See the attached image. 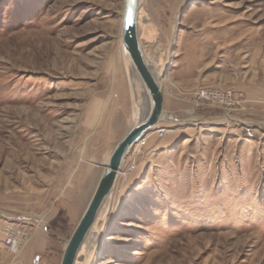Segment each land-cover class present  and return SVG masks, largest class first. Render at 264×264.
Returning a JSON list of instances; mask_svg holds the SVG:
<instances>
[{"label": "rangeland", "instance_id": "1", "mask_svg": "<svg viewBox=\"0 0 264 264\" xmlns=\"http://www.w3.org/2000/svg\"><path fill=\"white\" fill-rule=\"evenodd\" d=\"M122 3L0 0V264H25L33 236L26 264H59L129 125ZM142 5L168 118L125 158L92 264H264V0ZM201 87L231 89L232 109Z\"/></svg>", "mask_w": 264, "mask_h": 264}, {"label": "water", "instance_id": "2", "mask_svg": "<svg viewBox=\"0 0 264 264\" xmlns=\"http://www.w3.org/2000/svg\"><path fill=\"white\" fill-rule=\"evenodd\" d=\"M138 0H124L120 27V44L128 55L142 84L145 95V110L117 140L108 157L100 164L101 172L85 208L75 225L70 237L65 242L59 264H77L80 260L78 250L91 226L99 207L108 193L113 189L118 173L134 145L153 130L158 124L167 120L164 113V90L145 61L144 54L136 32V14ZM127 86L130 108L135 99L132 96V82L127 73Z\"/></svg>", "mask_w": 264, "mask_h": 264}, {"label": "bare ground", "instance_id": "3", "mask_svg": "<svg viewBox=\"0 0 264 264\" xmlns=\"http://www.w3.org/2000/svg\"><path fill=\"white\" fill-rule=\"evenodd\" d=\"M124 0L122 3V9H123ZM142 0H138V7H137V14H136V32L138 36V40L140 42L144 58L148 66L150 67L154 77L160 81V77L162 76L163 67L162 60L155 59L149 55V53L146 51L144 46L142 45V39L145 38L148 42H151V32L150 30L154 31L153 25L150 22L149 15L146 11L142 9ZM121 20H122V14L119 19L118 23V46L120 50V55L122 59V64L125 70V73H127L129 79L132 82V96L133 99H135V103L133 102L132 109L130 108V122L129 124L133 123L145 110V91L142 88V84L138 78V75L132 65V62L128 55H125L121 49L120 44V27H121ZM138 86L141 87V94L138 92ZM166 116V115H165ZM168 118V116H166ZM143 138V137H142ZM142 138L138 141L140 142ZM137 142V143H138ZM136 143V144H137ZM135 146V145H134ZM133 149V148H132ZM109 153L105 156L104 160L108 157ZM102 163V162H101ZM121 170V169H120ZM120 173V171H119ZM118 173V175H119ZM112 190L108 193V195L103 200L101 206L98 209V212L96 213V216L89 227L88 231L86 232V235L80 245V248L78 250V256L81 257L80 260H76L77 264H92L94 259V254L96 252V245L98 241L101 238V235L103 233V230L105 228V225L108 220V213L110 209V195Z\"/></svg>", "mask_w": 264, "mask_h": 264}, {"label": "built area", "instance_id": "4", "mask_svg": "<svg viewBox=\"0 0 264 264\" xmlns=\"http://www.w3.org/2000/svg\"><path fill=\"white\" fill-rule=\"evenodd\" d=\"M196 92V100L198 103L200 102H215L216 104H225L227 105V109L230 110V107L233 104L232 99V90L231 89H218L212 87H201L195 90ZM159 136H163L165 132V128L158 126L156 128ZM135 148H133L134 150ZM134 168V164L129 166V170ZM26 236L24 231L12 226L10 223H6L3 227V244L7 247L8 250L12 252H17L21 245L25 244Z\"/></svg>", "mask_w": 264, "mask_h": 264}, {"label": "crops", "instance_id": "5", "mask_svg": "<svg viewBox=\"0 0 264 264\" xmlns=\"http://www.w3.org/2000/svg\"><path fill=\"white\" fill-rule=\"evenodd\" d=\"M159 126V125H158ZM125 132V131H124ZM122 136V135H121ZM117 142V141H116ZM115 142V143H116ZM114 146V145H113ZM112 146V147H113ZM112 148H110L111 150ZM110 150L108 152H110ZM107 152V153H108ZM106 153V154H107ZM106 156V155H105ZM105 158V157H104ZM104 160V159H103ZM100 161L99 164H101ZM35 236L32 237V239L30 240V242L27 244V249H26V260H25V264L26 262L31 258L32 254L35 253V252H40L41 250H44L46 247H45V244H42L41 240L40 239H37V238H34Z\"/></svg>", "mask_w": 264, "mask_h": 264}]
</instances>
